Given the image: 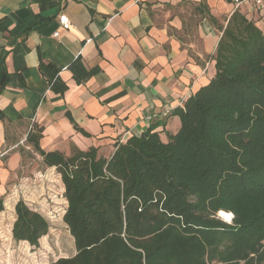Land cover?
Masks as SVG:
<instances>
[{
  "label": "trees",
  "instance_id": "trees-1",
  "mask_svg": "<svg viewBox=\"0 0 264 264\" xmlns=\"http://www.w3.org/2000/svg\"><path fill=\"white\" fill-rule=\"evenodd\" d=\"M213 60L209 83L174 111L180 128L167 143L154 124L108 159L94 148L44 153L39 135L28 138L60 175L75 249L47 264L264 262L263 33L233 13ZM14 211L13 239L36 246L46 221L22 200Z\"/></svg>",
  "mask_w": 264,
  "mask_h": 264
},
{
  "label": "crops",
  "instance_id": "crops-1",
  "mask_svg": "<svg viewBox=\"0 0 264 264\" xmlns=\"http://www.w3.org/2000/svg\"><path fill=\"white\" fill-rule=\"evenodd\" d=\"M231 9V0H0L2 205L14 211L19 173L44 164L32 136L44 153L94 148L108 159L153 124L159 138L180 125L174 111L215 74ZM44 167L38 176L53 177Z\"/></svg>",
  "mask_w": 264,
  "mask_h": 264
},
{
  "label": "rangeland",
  "instance_id": "rangeland-1",
  "mask_svg": "<svg viewBox=\"0 0 264 264\" xmlns=\"http://www.w3.org/2000/svg\"><path fill=\"white\" fill-rule=\"evenodd\" d=\"M223 19L225 16L221 18V21ZM247 19L264 35V17L261 18V15L255 12L247 14ZM179 128L180 125L176 122L168 124L165 133L160 138L161 142L167 143L170 136L177 134ZM34 161L38 163L35 158ZM44 170V164L40 163L36 167V172L31 166L21 171L18 181L25 180L20 183L24 186L20 190L19 183H17L15 196H19L32 211L44 218L47 223L46 233L38 240L36 246L14 240L12 228L16 216L10 203H7L6 207L4 205L3 210L0 211V264H47L75 254L73 239L63 222V215L67 208V202L63 196V184L57 179L56 169L53 170V177L51 175L48 179L38 176L39 172L44 173ZM219 217L225 223L231 222Z\"/></svg>",
  "mask_w": 264,
  "mask_h": 264
},
{
  "label": "built area",
  "instance_id": "built-area-1",
  "mask_svg": "<svg viewBox=\"0 0 264 264\" xmlns=\"http://www.w3.org/2000/svg\"><path fill=\"white\" fill-rule=\"evenodd\" d=\"M231 5H232V9L230 15H232L235 12L242 13L243 9H247L245 11L246 15L257 12L261 15V18L264 17V0H231ZM58 23L60 27L65 31L69 30L71 26L68 17L64 14H60L58 16ZM58 35L59 32L53 33L54 37H57Z\"/></svg>",
  "mask_w": 264,
  "mask_h": 264
},
{
  "label": "bare ground",
  "instance_id": "bare-ground-1",
  "mask_svg": "<svg viewBox=\"0 0 264 264\" xmlns=\"http://www.w3.org/2000/svg\"><path fill=\"white\" fill-rule=\"evenodd\" d=\"M218 215L225 218L226 220L230 221V214H227L226 212L220 211L218 213Z\"/></svg>",
  "mask_w": 264,
  "mask_h": 264
},
{
  "label": "water",
  "instance_id": "water-1",
  "mask_svg": "<svg viewBox=\"0 0 264 264\" xmlns=\"http://www.w3.org/2000/svg\"><path fill=\"white\" fill-rule=\"evenodd\" d=\"M232 218H233V214H230V221L232 220Z\"/></svg>",
  "mask_w": 264,
  "mask_h": 264
}]
</instances>
